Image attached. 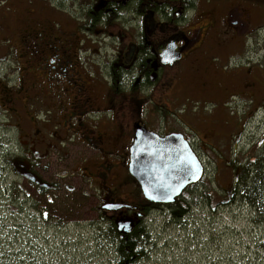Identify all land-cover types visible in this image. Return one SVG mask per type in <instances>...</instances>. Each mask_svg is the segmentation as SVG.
<instances>
[{
	"label": "flooded vegetation",
	"instance_id": "obj_1",
	"mask_svg": "<svg viewBox=\"0 0 264 264\" xmlns=\"http://www.w3.org/2000/svg\"><path fill=\"white\" fill-rule=\"evenodd\" d=\"M172 41L180 58L165 64ZM0 62L17 77L13 86L0 77L16 173L76 210L94 191L102 220L132 219L135 231L148 200L129 172L130 148L147 98L131 91L167 109L236 103L240 137L264 109V0H0ZM131 184L140 200H127Z\"/></svg>",
	"mask_w": 264,
	"mask_h": 264
},
{
	"label": "rangeland",
	"instance_id": "obj_2",
	"mask_svg": "<svg viewBox=\"0 0 264 264\" xmlns=\"http://www.w3.org/2000/svg\"><path fill=\"white\" fill-rule=\"evenodd\" d=\"M9 69L8 63L0 62V77L13 86L17 77L16 73L7 77ZM131 95L147 98L142 119L148 129L195 135L197 130L200 141L194 145L202 151L206 166L204 181L182 197L190 198L186 214L177 217L161 207L144 217L141 226L149 243L141 263L264 264V199L256 204L246 201L243 186L232 194L233 166L226 163L264 165L262 117L248 123L239 137V117L244 120L245 109L236 103L214 98L200 106L167 109L156 103V94L152 99L147 91L136 89ZM3 117L0 114V264L116 263V244L109 236V224L96 211L95 192L87 190L89 199L76 210L56 192L39 191L21 178L10 165L18 136L5 126ZM134 120L130 109L129 121ZM131 189L127 200H140L139 190L133 184Z\"/></svg>",
	"mask_w": 264,
	"mask_h": 264
},
{
	"label": "water",
	"instance_id": "obj_3",
	"mask_svg": "<svg viewBox=\"0 0 264 264\" xmlns=\"http://www.w3.org/2000/svg\"><path fill=\"white\" fill-rule=\"evenodd\" d=\"M161 56L165 64L180 58L173 41ZM129 171L139 182L147 199L168 204L173 203L190 184L197 183L203 177L204 165L182 133L172 132L162 136L137 122ZM119 207L121 205L113 206ZM118 229L130 233L133 224L121 219Z\"/></svg>",
	"mask_w": 264,
	"mask_h": 264
},
{
	"label": "trees",
	"instance_id": "obj_4",
	"mask_svg": "<svg viewBox=\"0 0 264 264\" xmlns=\"http://www.w3.org/2000/svg\"><path fill=\"white\" fill-rule=\"evenodd\" d=\"M234 176L238 179V185L243 186V193L245 200L251 203H258L264 199V165H253V163H246L241 172L238 173L237 161H233ZM195 185H191L192 189ZM176 199L174 203L167 204L166 207L171 209L177 217L182 216L190 209V198L182 197L187 194V191ZM163 205L149 202L144 208V214L147 215L156 208H161ZM110 237L115 241L117 261L114 264H142V260L146 256V246L149 243L148 233L144 230L143 226H139L134 232L125 235L124 238H119L114 224L109 231Z\"/></svg>",
	"mask_w": 264,
	"mask_h": 264
}]
</instances>
